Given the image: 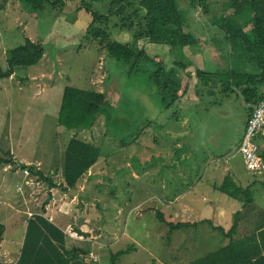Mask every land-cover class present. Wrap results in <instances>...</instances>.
<instances>
[{
	"label": "rangeland",
	"instance_id": "rangeland-1",
	"mask_svg": "<svg viewBox=\"0 0 264 264\" xmlns=\"http://www.w3.org/2000/svg\"><path fill=\"white\" fill-rule=\"evenodd\" d=\"M132 1L139 3L140 0ZM177 2L189 30L196 37L213 30L210 24L214 17L233 12L226 7V0H205L207 16H201L202 8L190 4V0ZM110 5L111 0H57L47 2L42 9H38L27 0H0V67L6 68L9 51L23 45L26 39L41 43L45 49L38 64L17 67L11 80H0V156L5 157L3 148L9 149L12 154L14 140L19 143L15 152L21 162L33 161L35 152L38 155L45 152L49 155L47 158L55 150L57 155L60 152L63 155L72 137L98 146L101 151L98 166L92 168L64 198L66 202L71 201L78 194L75 197L77 201L69 205L70 210L64 216V224H70L67 227L69 230H65L68 237L66 248L72 251V257L76 255H73V247H79L86 254L83 255L81 250L77 252L82 257L77 259L78 264H109L110 253L120 250L127 252L117 259L116 264H192L195 259L228 241L208 224L170 231V222H200L198 219L203 216L191 214L192 208L187 203L177 210L170 209L169 202L181 196L197 207L204 205V208H209L213 202L217 203L215 197L221 193L204 182L208 178L209 154L214 151L210 146V132L213 137L223 136L231 146L235 145L249 109L241 96L233 91V86L227 89L225 72L224 77L220 75L211 80L207 89L199 78L198 93L203 104L188 109L186 115L177 104V100L183 97V91L169 105L170 101L163 98L155 74L162 66L160 61L166 71L172 69L171 66L181 68L177 67L178 63H173L174 57L166 45L135 37L145 25L142 20L145 10L140 9L137 16L132 14L136 4L129 8L130 11L125 9V13L132 14L128 20L108 12L107 20L96 23L108 33L110 40L134 45L136 50L144 49L148 60H141L136 65L134 59L130 62L117 60L108 55L99 40L86 35L93 20L87 8L106 14ZM218 39H215V47L224 50L225 57L222 59H225L228 68L239 64L240 69L256 72L255 63L247 59L248 54L237 57L238 51L233 50L230 58L226 43ZM204 60L207 71H221L217 59H212L209 53H205ZM181 70L176 71L173 78L179 81L182 88L188 83L181 82ZM195 75L197 77L196 70ZM67 86L105 93L109 101L108 115L98 116L88 130H67L59 126V110ZM259 91L264 93V86ZM186 116L193 118L199 133L189 142V131L183 132L179 128L180 135L187 137L182 141L185 150L177 149V156L174 157V148L166 155L163 152L167 148L164 143L174 147L173 137L169 134L172 128L179 127L178 122L173 124V121ZM164 128L169 134H164ZM55 143L62 151H52ZM190 151L194 153L193 157L183 161V155ZM230 152L223 159H227L229 166L233 167V173L238 178L236 181L239 184L247 182L251 187L248 197L251 201L245 204L247 199L240 200L242 208L246 209L239 215H245L247 209L262 215L264 184L256 180H263L264 176L249 172L235 148ZM44 163L49 169L59 164L58 161L53 165L49 161ZM220 163L224 164V161ZM180 168L182 176L178 177ZM22 170L23 167H18L20 174L5 172L0 165V194L5 191L7 199L15 198L18 193L16 186L23 184ZM46 190L44 184L37 194L19 202L38 211L48 196ZM63 194L60 189L56 198H61ZM5 196H0L1 202ZM52 198L54 201V196ZM184 208L187 210L177 214L179 209ZM158 213H162L165 221L159 219ZM235 215L228 223H222L223 229L230 221L228 227H232ZM26 217L22 212L0 204V224L7 228L3 245L12 250V255L8 257L7 253H0L4 264H14L18 258ZM83 223L85 226H82ZM76 228L90 233L89 236L78 235ZM211 235L216 237V242H210ZM193 242L197 243L191 246Z\"/></svg>",
	"mask_w": 264,
	"mask_h": 264
},
{
	"label": "trees",
	"instance_id": "trees-1",
	"mask_svg": "<svg viewBox=\"0 0 264 264\" xmlns=\"http://www.w3.org/2000/svg\"><path fill=\"white\" fill-rule=\"evenodd\" d=\"M27 1L36 8L42 9L47 2L54 3L57 0ZM190 4L194 6L199 4L203 14H208L205 0H190ZM226 4V7L233 12L230 15L214 17L215 24L226 35L230 44L240 46L250 53L251 59L256 61L260 70L258 74H240L233 69L228 71L225 75L227 89H231L232 86L236 87L245 97L247 103L257 105L264 95L259 91L260 87L264 86V0H226ZM134 5H136V9L132 14H136V16L140 9L145 10L142 16L145 25L136 32L137 40L147 39L150 42L167 45L171 48H183L197 43L198 40L193 34L185 32L186 20L178 7L177 0H140L139 3L132 0H111L109 13L122 15L128 20L132 14L125 13V9ZM87 11L92 14L93 20L86 35L99 40L109 56L124 62L134 59V65L141 60L149 59L144 49L136 50L134 45L110 40L108 33L96 23L98 20L100 22L107 20V17L89 9ZM44 53L45 49L41 43L26 39L23 45L9 51L6 68L0 67V80L12 78L17 67H30L38 64ZM160 63L162 66L155 74L156 82L163 92L164 100H169L170 105L179 98L181 85L176 78H173L175 70L166 71L163 68V62L160 61ZM177 67L185 69L188 65L178 63ZM196 73L198 78H201L207 85L220 75L224 77L223 74L207 73L200 70H196ZM108 104L109 101L105 93L67 86L59 110L58 124L67 130L90 129L98 116L108 115ZM249 110L252 112L253 108L250 107ZM107 119L108 117H106V122ZM3 151L5 157L0 156V164L14 163L9 149L3 148ZM100 153L98 146L71 138L65 151V186L63 185L62 190L68 192V190L75 189L83 176L97 163ZM39 175L44 180H50L49 177L45 178L42 173ZM218 190L233 198L247 199L245 204L250 202L248 199L251 193L250 189L238 186L230 177L224 179ZM45 204L42 207L43 212ZM158 214L159 219L165 221L162 213ZM235 216L234 223L228 231L221 226H215L211 220L194 223L189 221L170 222L168 224L170 231L208 224L213 231L221 232L222 237L228 240L226 245L195 259L192 264H264V220L257 229L239 237L237 236L239 213ZM2 227L0 239L3 233ZM67 238L66 233L47 218L42 215H34L28 220L21 253L15 264H78V260H81L82 257L78 254L72 257V251L66 248ZM126 252V250H120L110 253L109 264H116L117 259ZM0 264L4 263L0 260Z\"/></svg>",
	"mask_w": 264,
	"mask_h": 264
},
{
	"label": "crops",
	"instance_id": "crops-1",
	"mask_svg": "<svg viewBox=\"0 0 264 264\" xmlns=\"http://www.w3.org/2000/svg\"><path fill=\"white\" fill-rule=\"evenodd\" d=\"M64 1L66 2L68 0H64ZM197 5H199V4H197ZM87 9L92 11V9H90V8H87ZM94 12H96V13H98L100 15L106 16V15H108L109 9H108L106 14H102V13L96 11V10H94ZM200 15L201 16H207V15H205L203 13L200 14ZM210 25L213 28V30L212 31H208V32L206 31L207 34H200L197 37L195 36L198 41H197L196 44H194L192 46H185L183 48H180V47L171 48L170 46L166 45L167 46L166 48L169 50V53L172 54L173 57H174L173 58L174 59L173 63H184V64L186 63L188 65L187 68L182 69V70L179 69V68H175L174 66H171V68L175 70V74H176V71L178 73L179 70H181L182 73H183V76L181 77L182 78L181 82L183 84L188 83L187 87H185L184 85H183L184 87L182 86V88H181L179 93H181L183 91L184 93L181 94L183 97H180V99L177 100V104L179 106V109L182 112L184 111L185 115H186V112L188 111V109L190 110L194 106H198L199 104H203V101L199 98V93L198 92L200 91L199 90L200 82H199L198 76L196 77V75H195V70H200V71L207 72V73H217V74H223V72L227 73L228 71H230L232 69H234V71L236 73H240V74H258L260 72L256 61L251 59L250 53H247L242 47H237L236 46V49H235L234 46L232 44H230V42L226 38V35L221 30L218 29L217 25L215 24V21L211 22ZM184 28H185V32L191 33V31L189 30L187 24H186V26ZM210 36H212V37H210ZM217 38H220L218 40L226 43L228 51H229L230 58L233 55V50L238 51L237 57H239V56H241L243 54H248L247 55L248 56L247 59L251 63H253V62L255 63L256 72H247L245 69H240V65L239 64L238 65L237 64L233 65V67H231V65H230L229 68H228V66H226V63L224 62L225 59L224 60L222 59L223 56L225 57L224 50H222V49L220 50V49L215 47L216 46V40L215 39H217ZM205 53H209V55H211L212 59L213 58L217 59V65H220L222 67V68H220L221 71H219V72L207 71V69L204 66V62H205L204 55H205ZM187 77H189V78H187ZM9 80H11V78H9ZM204 86H205L206 89L209 88L207 84H204ZM222 90L224 91V90H227V89L222 88ZM237 90H239V89H237L236 87H233V91H235L240 96V94L238 93ZM247 104L249 105L248 109L250 107L254 108V105H252L250 103H247ZM250 114H251V110H249L247 112V116H246V119H245L244 127L241 130V134H240V136L238 138V141H236L235 145H233V146H231L230 143H228L224 139L223 136L219 137V138L218 137H213L212 136V132H210V146L213 147V150L215 152L212 150L213 152H210V154H209L210 155L209 156V160H208L209 164H208V167L206 168L207 169L206 176H208V178H205L204 182H205V184L211 186V188H213V190H215L216 192L221 193V194H218L217 197H215L217 199L216 200L217 203L215 204V202H213V204L210 205L209 208H204V205L197 207V206H194L195 204L191 200L187 201V200H184L183 197L181 198V196H176V198L173 201L169 202V203H171V205H170L171 208L170 209L174 208L175 210H177V208L179 206H182L185 203H187V205H189V207L192 208L191 212H190L191 214L196 215L197 217L198 216H203L202 218L198 219L199 221L203 220L204 218L205 219H209V220H211L213 222V224L215 226H221V227H223L222 225H224L222 223L226 222V221H227L226 223H228V220L232 219V216L235 215V213L236 214L237 213L242 214V213L245 212L246 208H242V202L240 201L239 198H233V197H231V196H229V195H227L225 193H224V195H222L223 193L218 190V187L221 185L220 184L221 181H222L221 183H223V181H224V179L226 177H230L238 186H240L242 188H249V189L251 188L250 185L247 182H244V184H239L236 181L238 178L235 177L236 175H235V173H233V167L229 166V163H228L227 159H225V160L223 159V158L226 157L227 153L231 154L230 151H232L234 148H235L236 152L238 153L237 149H238L239 143L241 141V138L243 136L244 129H245V126H246V123L248 121V118H249ZM192 120H193V118L190 117V116H186L183 119H180L179 117H177V119H175L173 121L174 122L173 124H177L176 122H178V126L179 127L172 128L171 129L172 132L170 134H169V132H167V128H164L165 129V133H164L165 135L166 134L172 135L171 137H173V145H174V147H168L167 144L164 143V146L167 147V148L163 149V152H166L165 153L166 155H169L168 152L172 153V150L175 148V151H174L175 154L173 156L176 157L177 156V153H176L177 149H181L180 151L185 150V148L183 149L182 141L186 140L187 137L189 136L188 141L191 142L193 140V138L199 133V131L197 130L196 124L194 122H192ZM184 123H186V125H189L191 123V125L188 128H185L186 125H184ZM179 128L182 129L183 132L184 131L185 132L189 131L188 134H187V137L184 136V135H180L181 133L178 130ZM258 139H259V141H257V143H258V145L260 147L261 155L264 158V130L258 136L257 140ZM85 142H87V141H85ZM12 143H13L12 144V154L14 156L13 157L14 158V163H12V164H4L3 163V164H0V165L3 167V171L12 172V173L14 172L15 174H17V173L20 174L18 172V167H23L24 170H22L23 175H22V178H21L23 186L22 185L16 186V190L18 192L16 194V197H15L16 199L15 198L7 199V197L5 196L6 195L5 191L1 192L0 196H2L4 194V196L6 198L2 197V202L0 200V204L6 205L11 210L15 209L17 212H22L23 214H25L27 216L26 217L27 223H28V220L30 218H32L34 215H42L45 218H47L50 222H52L53 224L58 226L67 235V232L65 230H69V229H67V227L70 224H64V219H65L64 216H66V214H68L67 213L68 210H70V209H68V208H70L69 205L74 204L77 201V198H75V197L78 194L74 195L73 199L71 201H67V202L64 201V198L69 195V191H70V190H68V192H65V191L62 190L63 189V185L65 186V180H64V159H65V151H66V149L63 150L64 151L63 155L61 154V152H60V155H57L55 149H58L57 148L58 145H57V143H55L56 146L52 150V151H54V150L55 151L54 152L51 151L52 152V156L50 158H47V156H49V155H47L45 152L43 153V155H41V154L38 155L37 152H35L33 161H31V162H21V161H19V158L16 157V152H15V148L17 149V145H19V143H18V141L15 143V140ZM67 143H69V142H67ZM189 145H190V143H189ZM189 145L187 147H189ZM58 151H62V150L58 149ZM193 154L194 153L191 152V151L188 152V154L185 153L183 155V157H182V160L185 161L187 159L188 160L191 159L193 157ZM54 160L56 162L58 161L59 164L53 166L50 169L46 168L44 162L47 163L49 161L51 163V165H53V163H55ZM223 161H224V164H221L220 162H223ZM98 163H99V160L97 161V163L93 167L90 168L89 171L91 172L92 168H96L98 166ZM186 165H188V164H186ZM25 170H28V174H26ZM146 172L147 171L145 170V174H146ZM40 173H42V175L45 178L49 177L50 180L48 181V180H44V178H40V175H39ZM221 175H223V176H221ZM181 176H182V169L180 168L179 172H178V177H181ZM257 176H264V173L260 174V175H257ZM134 177L137 178V175L134 174ZM184 178H185V176H184ZM256 181L259 182L260 184H262V183L264 184V179L263 180L259 179V180H256ZM44 184L47 186L46 193L48 194V196L45 199V201L40 205V209H38V211L36 209L33 210L27 204L24 207V205L21 202H19L21 200L28 199L27 197L29 195H30L29 197H31L32 195L37 194V192L39 190H42L44 188ZM202 184H203V182L201 183V185ZM59 188L61 189V191H63L64 194H63V196H61V198L57 199L56 195L59 194V191H60ZM250 195H251V193H250ZM53 196H54V201L52 200ZM19 198H20V200H18ZM30 199L32 200V198H30ZM44 203H46V204L44 206L45 210L43 212L42 211V207H43ZM57 203H58V205H56ZM176 203H178V204H176ZM179 203H182V204L179 205ZM175 204H176V206H175ZM239 206H240V208H238ZM254 206L255 205H253L252 207H254ZM21 207L22 208L24 207V208L21 209ZM256 209H258V207ZM185 210H187V209H185V208L184 209H179L177 214H182V212H184ZM205 210H206V212H205ZM253 210H255V209L253 208ZM203 212H205V215H202V214H204ZM257 212L258 211L255 210V213H253L251 211V209H247V213L245 215H239V219L240 220H239V232H238V235L241 234L243 236L244 234L252 232V231H254L255 229L258 228L260 223L264 220V217H263L264 216V211L261 213L262 215H257L258 214ZM231 213H232V215H231ZM168 215H171V213L168 214ZM228 215H229V217H228ZM241 217H243L242 220H241ZM258 217H259V219H258ZM62 218H63V220H62ZM229 225H231V221L229 222ZM229 225H227V228L224 227V228H226L225 229L226 231L229 230V227H228ZM82 226H85L84 223L82 224ZM1 227L3 228V233H2V237H1L0 253L1 252L3 254L7 253V257H8V256L12 255V250L6 248L5 245H3L4 244V240H5L4 239L5 238V234L7 232V228H6V225L0 224V231L2 230ZM26 228H27V224H26ZM25 232H26V229H25ZM24 237H25V234H24ZM216 241H217L216 237L214 235H211L210 242L214 243ZM23 242H24V240H23ZM196 243L197 242L191 243V246L196 245ZM209 243H207L206 245H209ZM227 243H224L221 246H224ZM22 246H23V243L21 244V249H22ZM2 248H3V251H2ZM211 251H213V250H211ZM20 253H21V250H20ZM20 253L18 255V258L16 259V262L19 259ZM0 256H1V254H0Z\"/></svg>",
	"mask_w": 264,
	"mask_h": 264
},
{
	"label": "built area",
	"instance_id": "built-area-1",
	"mask_svg": "<svg viewBox=\"0 0 264 264\" xmlns=\"http://www.w3.org/2000/svg\"><path fill=\"white\" fill-rule=\"evenodd\" d=\"M264 130V95L253 108L246 123L243 136L238 146V153L242 156L249 172L257 176L264 173V158L257 143L258 136ZM28 174V170H25Z\"/></svg>",
	"mask_w": 264,
	"mask_h": 264
},
{
	"label": "water",
	"instance_id": "water-1",
	"mask_svg": "<svg viewBox=\"0 0 264 264\" xmlns=\"http://www.w3.org/2000/svg\"><path fill=\"white\" fill-rule=\"evenodd\" d=\"M197 7L199 8V5H197ZM200 11H201V10H200ZM237 91H238V93L240 94V96H241V98H242L244 104H245L246 106H249V105L247 104L246 100H245V97L240 93V90H237ZM254 107H255V105H254ZM75 231L78 233V235H82V236H84V237L89 236V234H90V233H88V232H84V231H82L81 229H78V228H76ZM79 250H81V252H83V253H82L83 255L86 254V251H84V249L79 248V247H73V251H74V254H73V255H75L77 252H79ZM87 264H95V263H87Z\"/></svg>",
	"mask_w": 264,
	"mask_h": 264
}]
</instances>
